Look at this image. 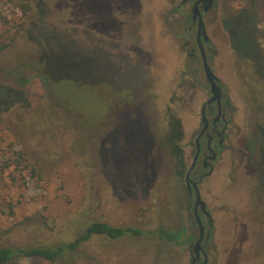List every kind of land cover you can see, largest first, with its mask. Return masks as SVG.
I'll return each mask as SVG.
<instances>
[{"label": "rangeland", "instance_id": "1", "mask_svg": "<svg viewBox=\"0 0 264 264\" xmlns=\"http://www.w3.org/2000/svg\"><path fill=\"white\" fill-rule=\"evenodd\" d=\"M179 2L0 0V43L7 44L0 52V246L66 242L87 224L103 222L144 234L93 236L74 264H191L192 206L165 137L174 115L188 166L207 83L200 60L186 55L193 34L173 16ZM242 12L254 15L264 56V0H217L205 23L211 69L241 130L233 144L239 150L220 162L223 183L212 176L206 186L217 250L208 264L264 262V207L255 195L264 80L234 41L239 24L233 18ZM49 49L46 67L44 57L39 60ZM244 140L251 158L236 184L226 175L234 177L230 172L244 160ZM158 229L182 233L180 243L153 234ZM16 264L49 263L27 258Z\"/></svg>", "mask_w": 264, "mask_h": 264}, {"label": "flooded vegetation", "instance_id": "2", "mask_svg": "<svg viewBox=\"0 0 264 264\" xmlns=\"http://www.w3.org/2000/svg\"><path fill=\"white\" fill-rule=\"evenodd\" d=\"M189 6L188 11L186 7ZM217 0H180L177 8L173 11V16L177 18L184 19L186 24L189 23L188 34H193L192 47L190 42H185V47L189 48L187 56L192 61L200 60L202 72L203 71V62L199 50V45L197 42V34L199 35V42L203 47L205 53L207 64L210 70V63L213 60L214 52L211 50V41L207 36L205 23L209 16H213L214 11L216 10ZM200 16V18H199ZM211 16V17H212ZM199 19L202 22L201 30L199 31ZM211 20V19H210ZM195 27V31H191V28ZM203 28V31H202ZM204 34V35H203ZM171 35L167 36L169 39ZM192 38V37H190ZM215 76V74L213 73ZM205 76V74H204ZM216 77V76H215ZM217 78V77H216ZM218 79V78H217ZM206 80V77H205ZM207 92L205 100L201 103L198 111V126L194 133L191 136L189 145L187 146L189 150L188 160L189 164L186 166L184 161V186L188 200L192 206V219L195 227V235H191V242L189 243L191 248L190 253V263L191 264H208L209 259L213 258L210 252H216L215 245H213L212 238L215 225V218L213 209L208 205L207 198L205 197L211 190L207 188V183L212 176L220 177L223 166L220 164L225 153L237 151V146L233 145L238 143L241 138V130L238 125L235 123V114L236 109L232 105V101L224 93L223 86L221 85L219 79L216 82L219 87L218 96L215 97L211 93L210 85L207 82ZM193 99V96L191 97ZM202 113L204 117L202 116ZM257 139L260 135H256ZM242 140V139H241ZM182 150H184V145L181 141ZM247 141L244 140L243 148L247 152L244 156V160L240 163L236 169H233L230 173L233 176H227V181H234L237 184L236 174L241 170L245 165L249 163L250 155L248 153ZM239 150V149H238ZM184 156V155H183ZM218 164L220 165L219 168ZM222 166V167H221ZM231 167H229L230 171ZM215 171L220 172V174H215ZM188 176V179H187ZM222 176V175H221ZM223 183V178L220 177ZM233 182V184H234ZM220 185L218 186V188ZM231 190L235 186H229ZM212 190L214 188H211ZM225 190V189H224ZM233 190V189H232ZM227 191V190H226ZM196 192L199 193V198L202 202L201 204L195 207L196 203ZM212 193V192H211ZM213 194V193H212ZM211 195V194H209ZM213 201L215 198L211 195ZM214 197V198H213ZM216 202V201H215ZM197 211L198 218L202 226V235L200 238L199 227L195 221L194 211ZM238 212H233V220L236 222L239 220ZM238 227V225H237ZM239 233V232H238ZM248 234V232H247ZM238 235V234H237ZM239 239H237L238 241ZM247 240V239H244ZM236 241V242H237ZM198 242V248H196V243ZM196 248V249H195ZM197 252V253H196Z\"/></svg>", "mask_w": 264, "mask_h": 264}, {"label": "trees", "instance_id": "3", "mask_svg": "<svg viewBox=\"0 0 264 264\" xmlns=\"http://www.w3.org/2000/svg\"><path fill=\"white\" fill-rule=\"evenodd\" d=\"M235 19H237V24H239V30H237V34H234V41L238 44L237 49L244 59H247L251 62L255 73L263 81L264 56L262 55L261 50H259V46L257 45L255 40L257 31L255 17L253 14L242 12L236 18H233V20ZM6 45L7 44L0 43V52L5 49ZM52 54L53 52L50 49L48 51L43 52L40 56L39 61L42 62V58L44 57L45 66L47 67L50 64L49 59L51 58L50 56ZM44 73L48 78H51L52 80L54 79V77L51 75V71H49L47 68L44 70ZM261 131L262 133L260 134V138L264 142V128ZM182 138L183 128L181 121L179 118L175 117L174 115H171L168 118V133L165 137V141L169 145L171 155L175 160L174 169L176 173L180 176L184 172V156L180 144ZM259 158L260 162L257 165V170L260 176V180L258 181V189L256 191L258 192V194L255 195H257L264 207V149L260 150ZM17 166L20 167L21 164L18 163ZM21 169H24V167L21 166ZM262 219H264V217ZM249 220L252 222V220L254 221L255 219L251 218ZM240 222L244 227L245 221L243 217L242 220L240 219ZM143 234L144 233L141 230L134 227H114L103 222H91L87 224L78 235L66 242L32 246L27 248L0 246V264H16L19 261L27 258L39 259L49 264H74V261L76 259L83 258V252L81 248L93 236H101L111 240H118L125 236L140 237ZM153 234L158 235L159 238L165 239L172 243H180V240L183 236L180 232H167L162 229H158L157 231L153 232ZM242 240L248 241L249 233L247 234V232H245L244 238ZM257 260V262H259L260 264H264L261 258H257Z\"/></svg>", "mask_w": 264, "mask_h": 264}, {"label": "water", "instance_id": "4", "mask_svg": "<svg viewBox=\"0 0 264 264\" xmlns=\"http://www.w3.org/2000/svg\"><path fill=\"white\" fill-rule=\"evenodd\" d=\"M199 18H200V16H199ZM201 26H202V22L199 19V31L201 30ZM202 31H203V28H202ZM199 35L200 34H197V42H198V45H199V50H200V54H201V58H202V62H203V71H204L206 80H207V82L210 85L211 93L215 97H217L218 96L219 87L217 86L216 82L218 81V79L213 75L212 71L210 70V68H209V66L207 64L205 53L203 51V47L201 46V43L199 42ZM202 116L204 117L203 113H202ZM187 179H188V176H187ZM196 196H197V199H196L195 207H197V205H199V204H201V206H202V202H201V200L199 198V193L198 192H196ZM194 217H195V221H196V223H197V225L199 227L200 238H201L202 226H201V223H200V220L198 218L196 210L194 211ZM196 248H198V242L196 243Z\"/></svg>", "mask_w": 264, "mask_h": 264}]
</instances>
